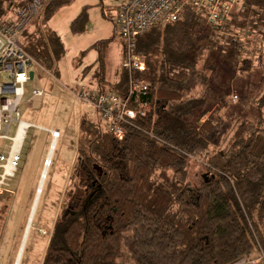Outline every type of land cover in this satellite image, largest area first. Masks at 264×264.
<instances>
[{
  "label": "trees",
  "instance_id": "1",
  "mask_svg": "<svg viewBox=\"0 0 264 264\" xmlns=\"http://www.w3.org/2000/svg\"><path fill=\"white\" fill-rule=\"evenodd\" d=\"M30 1L0 0V21ZM71 1L47 0L23 34L26 51L42 66H53L59 47L47 23ZM85 25L84 9L72 32H84ZM261 27L264 0H246L224 34L186 7L175 23L138 38L145 68L135 76L151 81V109L126 125L122 139L101 119L80 120L76 182L42 264H233L264 248V125L243 113L232 143L219 147L231 80L238 71L251 73L253 58L264 51V38L243 33L264 34ZM128 80L123 70L117 81L98 87L125 95ZM189 158L205 168L197 184L186 180Z\"/></svg>",
  "mask_w": 264,
  "mask_h": 264
},
{
  "label": "rangeland",
  "instance_id": "2",
  "mask_svg": "<svg viewBox=\"0 0 264 264\" xmlns=\"http://www.w3.org/2000/svg\"><path fill=\"white\" fill-rule=\"evenodd\" d=\"M124 1L72 0L47 23L58 36L59 47L54 54L53 66H33L35 77L26 84V94L20 105L21 119L34 126L25 138L19 170L11 181L12 192L0 196V264H42L55 221L65 205L66 194L76 182L71 172L77 157L79 119L86 116L101 118L93 106L79 101L67 87L79 91L83 85L98 87L103 77L107 80L120 78L124 70V47L115 28V17ZM84 9L85 31L74 34L71 24ZM259 30L264 31V27ZM243 34L242 38H264V34L258 32ZM253 59L255 67L251 73L238 71L231 80L229 98L232 106L226 115L228 128L224 127L226 131L221 137L220 148H227L232 143L241 114L264 125V51L257 52ZM37 88L44 91L43 95L33 96V90ZM244 89L247 90L245 98L242 94ZM29 98L32 99L31 104L27 103ZM232 111H235L234 116L230 113ZM16 125V122L12 124L11 134H14ZM50 129L59 130L60 136L51 146L52 153L47 159L52 141ZM83 138L80 135L79 141ZM3 144L0 140V147ZM46 159L52 164L49 169L47 167L33 208L32 222L23 239ZM203 172V163L189 158L186 180L197 184ZM262 260L264 248L259 247L256 256L243 257L233 264H254Z\"/></svg>",
  "mask_w": 264,
  "mask_h": 264
},
{
  "label": "built area",
  "instance_id": "3",
  "mask_svg": "<svg viewBox=\"0 0 264 264\" xmlns=\"http://www.w3.org/2000/svg\"><path fill=\"white\" fill-rule=\"evenodd\" d=\"M46 3L47 0H31L17 10L15 17L0 21V140L4 142L0 147V196L12 192L11 181L18 172L24 141L34 126L21 119L20 105L26 94V84L32 79L33 66H43L26 51L23 34ZM245 5L246 0H125L118 7L115 28L123 41L122 67L129 75L126 94L86 85L79 91L72 87L67 89L79 101L93 106L105 127L116 138L122 139L126 125L132 124L138 116L147 115L151 109L146 99L151 81L135 76L145 68L144 59L136 51L138 38L158 24L175 23L186 7H191L198 16H204L207 24L221 35L227 32L231 16ZM43 93L39 88L33 90V96ZM27 103L31 104L32 99L29 98ZM14 122L17 125L11 134ZM49 131L53 143L56 142L60 131Z\"/></svg>",
  "mask_w": 264,
  "mask_h": 264
},
{
  "label": "water",
  "instance_id": "4",
  "mask_svg": "<svg viewBox=\"0 0 264 264\" xmlns=\"http://www.w3.org/2000/svg\"><path fill=\"white\" fill-rule=\"evenodd\" d=\"M30 77L33 79L34 78V71H31L30 72ZM52 153V152H51ZM51 153H50V156H51ZM99 171H100V173L102 174V168L99 166V165H96L95 166ZM44 176L45 175H43L42 176V179L44 178ZM41 191V188H39L38 189V193ZM37 197H36V199H35V201H34V209H35V206H36V204H37ZM34 209L32 210V216H33V212H34ZM32 216H31V218H30V220H29V222H28V224H27V226H26V229H25V233H24V237H23V239H25V237L27 236V233H28V231H29V227H30V225H31V222H32ZM17 264V263H16Z\"/></svg>",
  "mask_w": 264,
  "mask_h": 264
},
{
  "label": "crops",
  "instance_id": "5",
  "mask_svg": "<svg viewBox=\"0 0 264 264\" xmlns=\"http://www.w3.org/2000/svg\"><path fill=\"white\" fill-rule=\"evenodd\" d=\"M34 77H35V76H34ZM117 80H118L117 78H116L115 80H110V79L107 80L105 77H103V78H102V81L99 82L98 85L100 86V85L105 84V83L108 84V83L111 82V81H117ZM79 122H80V119H79ZM41 127H42V126H41ZM78 135H79V131H78ZM52 143H53V141H51V142H50V145H49V151H48L47 159H48L49 154L51 153L50 151H51ZM47 159H46V160H47ZM50 165H51V163H50ZM50 165H49V166H50ZM45 168H47L46 164L44 165V168H43L42 171H41L39 184H40V182H41V180H42V176H43V173H44ZM48 169H49V167H48ZM39 184H38V187H39ZM37 190H38V189H37Z\"/></svg>",
  "mask_w": 264,
  "mask_h": 264
},
{
  "label": "bare ground",
  "instance_id": "6",
  "mask_svg": "<svg viewBox=\"0 0 264 264\" xmlns=\"http://www.w3.org/2000/svg\"><path fill=\"white\" fill-rule=\"evenodd\" d=\"M49 163H50V161L47 160V163H46V164L48 165ZM47 167H48V166H47ZM46 170H47V168H45L43 175H45ZM43 180H44V178L41 180L38 189L42 187ZM39 194H40V192L38 193V190H37V193H36V197H37V198L39 197ZM36 197H35V199H36ZM33 206H34V205H33ZM33 208H34V207H32V210H33ZM31 216H32V211H31V215H30V217H29V220H30ZM29 220H28V222H29Z\"/></svg>",
  "mask_w": 264,
  "mask_h": 264
}]
</instances>
